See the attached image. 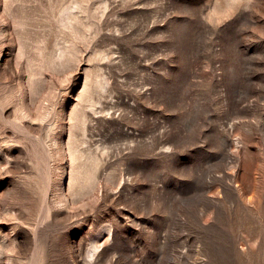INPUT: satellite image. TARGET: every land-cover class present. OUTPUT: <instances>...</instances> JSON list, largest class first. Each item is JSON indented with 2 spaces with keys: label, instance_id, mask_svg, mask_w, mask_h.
<instances>
[{
  "label": "rangeland",
  "instance_id": "obj_1",
  "mask_svg": "<svg viewBox=\"0 0 264 264\" xmlns=\"http://www.w3.org/2000/svg\"><path fill=\"white\" fill-rule=\"evenodd\" d=\"M0 264H264V0H0Z\"/></svg>",
  "mask_w": 264,
  "mask_h": 264
}]
</instances>
